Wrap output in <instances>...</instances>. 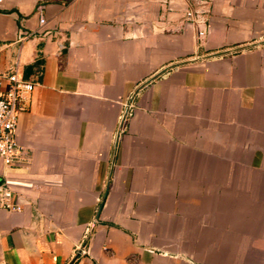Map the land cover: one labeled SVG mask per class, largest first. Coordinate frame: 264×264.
Segmentation results:
<instances>
[{"label": "crops", "instance_id": "1", "mask_svg": "<svg viewBox=\"0 0 264 264\" xmlns=\"http://www.w3.org/2000/svg\"><path fill=\"white\" fill-rule=\"evenodd\" d=\"M162 1L0 0V75L33 83L0 264H264V43L219 53L264 0H203L199 38Z\"/></svg>", "mask_w": 264, "mask_h": 264}, {"label": "built area", "instance_id": "2", "mask_svg": "<svg viewBox=\"0 0 264 264\" xmlns=\"http://www.w3.org/2000/svg\"><path fill=\"white\" fill-rule=\"evenodd\" d=\"M161 3L167 14L175 11L171 0H163ZM204 4L203 0H191L183 10L182 17L185 23H191L197 27L198 38L207 33L206 28H198V23L203 22L199 14L206 12L198 8L203 7ZM40 10L41 6L35 8L36 12H40ZM43 21V18L39 16V23H43ZM18 35L20 40L28 37L24 31H19ZM59 47L62 48V45L59 44ZM32 89L33 83L18 77L15 72L6 76L0 75V158L6 165L16 164L21 158L22 148L17 142L15 129L18 114L29 107ZM125 110L123 115H129L132 106L127 104ZM0 209L12 211L21 209V203L6 180L0 182Z\"/></svg>", "mask_w": 264, "mask_h": 264}, {"label": "water", "instance_id": "3", "mask_svg": "<svg viewBox=\"0 0 264 264\" xmlns=\"http://www.w3.org/2000/svg\"><path fill=\"white\" fill-rule=\"evenodd\" d=\"M261 43H264V40L259 41V42H256V43H252V44H247V45L242 46V47H239V48H234V49L227 50V51H224V52H219V53H225V52H231V51H233V50L244 49V48H247V47H249V46H253V45L261 44ZM219 53H215V54H211V55H217V54H219ZM164 70H165V69H162V70H161L160 72H158L155 76L159 75V74L162 73ZM155 76H154V77H155ZM123 117H124V115L122 116V119H123ZM122 119H121V121H122ZM103 197H104V195H103ZM89 232H90V230H89ZM89 232H88V233H89ZM71 262H72V260H71L70 262H68L67 264H70Z\"/></svg>", "mask_w": 264, "mask_h": 264}, {"label": "rangeland", "instance_id": "4", "mask_svg": "<svg viewBox=\"0 0 264 264\" xmlns=\"http://www.w3.org/2000/svg\"><path fill=\"white\" fill-rule=\"evenodd\" d=\"M262 214H263V218H264V212H262Z\"/></svg>", "mask_w": 264, "mask_h": 264}]
</instances>
